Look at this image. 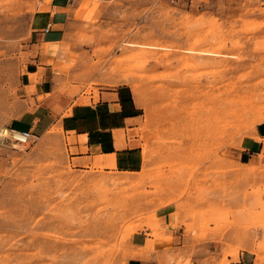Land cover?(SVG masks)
Instances as JSON below:
<instances>
[{
	"label": "rangeland",
	"instance_id": "1",
	"mask_svg": "<svg viewBox=\"0 0 264 264\" xmlns=\"http://www.w3.org/2000/svg\"><path fill=\"white\" fill-rule=\"evenodd\" d=\"M34 9L0 0V130L50 98L34 99L25 73ZM74 22L54 93L128 90L139 165L77 169L52 121L27 147L0 145V264H128L130 236L149 237L146 249L163 237L166 207L190 254L168 250L161 264L198 252L205 264H238L241 253L264 264V147L240 154L264 123V4L78 0Z\"/></svg>",
	"mask_w": 264,
	"mask_h": 264
},
{
	"label": "crops",
	"instance_id": "2",
	"mask_svg": "<svg viewBox=\"0 0 264 264\" xmlns=\"http://www.w3.org/2000/svg\"><path fill=\"white\" fill-rule=\"evenodd\" d=\"M31 2L35 9L28 15L29 35L26 44L32 59L27 63L25 73L28 84H35L34 99L45 92L50 94V98L15 121L11 128L32 132L41 129L47 122L48 127L51 125L49 121L59 123L65 137L69 162L77 169L96 166L104 171H124L136 168L139 165L138 150L130 135L136 129L139 116L128 90L100 89L70 98L54 93L51 86L56 74L66 70L72 61L65 47L75 24L74 10L78 0ZM260 3L264 4V0H260ZM68 107H71V115L63 118ZM247 137L252 139L244 141L240 153L243 156L256 154L264 147V123L258 124ZM160 217L163 221V237L153 240V248H145L150 239L144 233L130 236V244L138 249L128 264H161L163 253L168 250L180 252L183 259L189 256L190 248L184 247L185 236L174 230L172 211L168 207L163 208ZM250 257L249 253H241L238 264L249 263L247 259ZM204 260V255L198 252L192 256L191 264H205Z\"/></svg>",
	"mask_w": 264,
	"mask_h": 264
},
{
	"label": "built area",
	"instance_id": "3",
	"mask_svg": "<svg viewBox=\"0 0 264 264\" xmlns=\"http://www.w3.org/2000/svg\"><path fill=\"white\" fill-rule=\"evenodd\" d=\"M7 130V136L4 137L9 141L11 147H27L31 145L36 137L31 131H16L12 128H5ZM1 138V139H4Z\"/></svg>",
	"mask_w": 264,
	"mask_h": 264
},
{
	"label": "bare ground",
	"instance_id": "4",
	"mask_svg": "<svg viewBox=\"0 0 264 264\" xmlns=\"http://www.w3.org/2000/svg\"><path fill=\"white\" fill-rule=\"evenodd\" d=\"M203 54V53H202ZM205 54H210V53H205ZM8 134H7V130L3 127L1 130H0V145L2 144H7V145H10L9 141L6 140L4 137H6ZM1 138H4V139H1ZM20 147V146H19ZM21 148V147H20ZM22 150V149H21Z\"/></svg>",
	"mask_w": 264,
	"mask_h": 264
}]
</instances>
